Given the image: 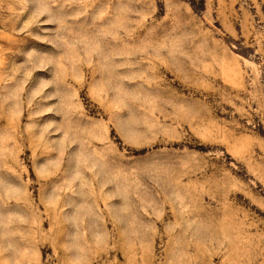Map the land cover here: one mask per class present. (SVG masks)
<instances>
[{
  "label": "rangeland",
  "instance_id": "rangeland-1",
  "mask_svg": "<svg viewBox=\"0 0 264 264\" xmlns=\"http://www.w3.org/2000/svg\"><path fill=\"white\" fill-rule=\"evenodd\" d=\"M0 264H264V0H0Z\"/></svg>",
  "mask_w": 264,
  "mask_h": 264
}]
</instances>
